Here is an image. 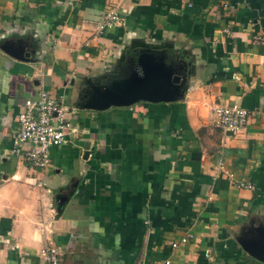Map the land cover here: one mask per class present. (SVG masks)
I'll return each instance as SVG.
<instances>
[{"label":"crops","instance_id":"0c3cea01","mask_svg":"<svg viewBox=\"0 0 264 264\" xmlns=\"http://www.w3.org/2000/svg\"><path fill=\"white\" fill-rule=\"evenodd\" d=\"M108 9L118 18L96 33ZM260 34L264 0H0V264H42L43 247L58 264H264L250 253L264 251ZM125 48L171 64L181 95L83 108L125 79L101 82ZM39 90L75 128L43 168L11 153ZM231 103L248 114L235 132L211 118Z\"/></svg>","mask_w":264,"mask_h":264},{"label":"built area","instance_id":"2783aa9c","mask_svg":"<svg viewBox=\"0 0 264 264\" xmlns=\"http://www.w3.org/2000/svg\"><path fill=\"white\" fill-rule=\"evenodd\" d=\"M117 18L116 11L108 9L98 22L96 33L109 28ZM252 39L254 43L264 46V35H255ZM66 110L60 100L50 96L45 90H39L33 98H25L23 109L17 113V128L11 138V153L23 157L32 167L43 168L49 164L48 148L61 144L75 130L64 119ZM247 117V110L236 103L211 108L212 123L221 130L235 132L245 124ZM216 166L225 176L232 177V173L222 162H217ZM235 185L253 189L251 183L242 180L236 181ZM186 240L187 237L182 236L178 242H172L171 246L175 247ZM39 251L43 257L42 264H58L56 248L43 247Z\"/></svg>","mask_w":264,"mask_h":264},{"label":"water","instance_id":"95a60500","mask_svg":"<svg viewBox=\"0 0 264 264\" xmlns=\"http://www.w3.org/2000/svg\"><path fill=\"white\" fill-rule=\"evenodd\" d=\"M136 68L130 70L125 79L92 88L82 107L102 110L109 106H129L138 100L171 102L181 95L178 88L180 76L175 73L171 64L138 56ZM251 249L250 253L264 262V251H259V248Z\"/></svg>","mask_w":264,"mask_h":264},{"label":"trees","instance_id":"16d2710c","mask_svg":"<svg viewBox=\"0 0 264 264\" xmlns=\"http://www.w3.org/2000/svg\"><path fill=\"white\" fill-rule=\"evenodd\" d=\"M140 48H125L123 51V57L118 66H116L115 71L110 73L107 78L103 79L101 82H107L112 78H119L126 75L130 70L136 68V60L139 56Z\"/></svg>","mask_w":264,"mask_h":264}]
</instances>
